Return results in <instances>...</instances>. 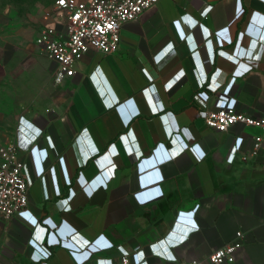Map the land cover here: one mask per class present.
<instances>
[{
    "label": "crops",
    "instance_id": "obj_1",
    "mask_svg": "<svg viewBox=\"0 0 264 264\" xmlns=\"http://www.w3.org/2000/svg\"><path fill=\"white\" fill-rule=\"evenodd\" d=\"M54 71L44 105L22 116L45 135L21 155L34 183L0 222V264L207 260L238 232L236 264H264L262 132L220 133L199 115L220 93L264 114V0H162L123 26L118 52L90 51L59 86ZM37 226L51 254L40 262Z\"/></svg>",
    "mask_w": 264,
    "mask_h": 264
},
{
    "label": "built area",
    "instance_id": "obj_2",
    "mask_svg": "<svg viewBox=\"0 0 264 264\" xmlns=\"http://www.w3.org/2000/svg\"><path fill=\"white\" fill-rule=\"evenodd\" d=\"M162 0H56L52 21L39 32L35 43L46 57L55 62L54 83L59 86L76 75V64L90 51L104 55L114 54L121 45L123 26L138 19L141 14ZM48 20V18H46ZM171 45L167 51L171 50ZM167 53V52H166ZM165 53V54H166ZM230 96L220 93L213 110L203 109L200 118L206 125L220 133L228 132L237 124L258 128L262 134L255 137V151L264 149V114L254 117L241 113L229 105ZM173 129H179L173 127ZM44 131L33 122L21 117L15 138L0 145V222H9L21 214L29 204L30 188L34 183L27 161L19 154L29 152L44 137ZM197 160L201 157L191 148ZM236 154L233 149L229 160ZM44 178V177H43ZM35 242L39 245L33 253V261L40 262L50 257L43 246L47 228L38 227ZM36 228V229H37ZM197 228H190L176 242H184ZM173 230L168 238H175ZM243 233L236 239L215 249L207 260H175L172 264H236L237 254L243 247ZM41 244H39V242ZM97 264H151L143 251L121 256L119 261L103 260Z\"/></svg>",
    "mask_w": 264,
    "mask_h": 264
},
{
    "label": "rangeland",
    "instance_id": "obj_3",
    "mask_svg": "<svg viewBox=\"0 0 264 264\" xmlns=\"http://www.w3.org/2000/svg\"><path fill=\"white\" fill-rule=\"evenodd\" d=\"M55 2L0 0V145L15 138L20 118L39 111L50 94L54 65L35 40L52 21Z\"/></svg>",
    "mask_w": 264,
    "mask_h": 264
}]
</instances>
